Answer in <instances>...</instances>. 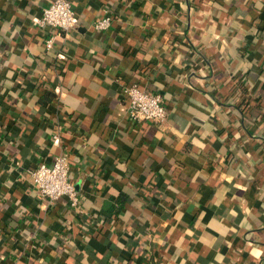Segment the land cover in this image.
Instances as JSON below:
<instances>
[{
	"label": "crops",
	"instance_id": "1",
	"mask_svg": "<svg viewBox=\"0 0 264 264\" xmlns=\"http://www.w3.org/2000/svg\"><path fill=\"white\" fill-rule=\"evenodd\" d=\"M50 2L0 0V264H264V0H71L78 25L48 48ZM132 83L164 95V123L129 117ZM63 148L85 209L129 196L67 256L78 217L31 174Z\"/></svg>",
	"mask_w": 264,
	"mask_h": 264
},
{
	"label": "built area",
	"instance_id": "2",
	"mask_svg": "<svg viewBox=\"0 0 264 264\" xmlns=\"http://www.w3.org/2000/svg\"><path fill=\"white\" fill-rule=\"evenodd\" d=\"M113 21V16L106 13L97 18L93 26L96 29L105 30L112 25ZM37 23L42 27L50 26L58 30L46 39V45L50 48L54 45L57 35H68L71 30L77 27L78 16L70 0H51L43 8ZM124 90L128 100V115L131 119L137 122L146 120L155 123H164L167 120V105L161 93L146 90L138 83L128 84ZM52 138L54 144L61 145L59 129L53 133ZM70 168L69 152L63 148L54 156L52 162L42 160L31 170L33 186L38 196L47 205H54L62 196H66L70 207L78 218L85 215L90 216L93 211H89L81 205V195ZM90 235V232L85 234L86 238H90Z\"/></svg>",
	"mask_w": 264,
	"mask_h": 264
},
{
	"label": "trees",
	"instance_id": "3",
	"mask_svg": "<svg viewBox=\"0 0 264 264\" xmlns=\"http://www.w3.org/2000/svg\"><path fill=\"white\" fill-rule=\"evenodd\" d=\"M246 78L247 77H243V82L247 83L248 79H246ZM2 100H3V96L0 93V105L3 103ZM56 100H59L58 95L53 90L49 89L44 94L39 96L38 101L43 107H46L50 102H53ZM261 103H263V101L261 99V95L257 94L256 98H254L253 101L250 102V104L248 103L246 105V107L243 108L244 110H242V111L243 112L246 111L247 112L246 114H248L249 112L252 111L254 106H259V105H261ZM261 115H264V113H262ZM18 140H21V139H18ZM12 143H14V142L12 141ZM148 188H149V186H148ZM128 198H129V196L126 193H120L119 196L113 198L112 202L110 203V205L108 207L109 211L111 212L110 216H106V215L102 214V211L99 208L95 207L96 210H94L90 216L85 215V216H82L81 218H73L71 220L72 222L71 221L70 222L74 224V225L72 224V226H73V231L75 232L74 233L75 235H74V237L70 236V240L62 241V243L59 244V246H58L57 252L59 254L62 253V255L67 256V254H71L74 251H81V249H84L81 246L76 245V239H77V233H79L85 229H90L92 231V237L95 238V237H99L102 234V232L104 231V226L106 224L112 225L114 227L115 226L118 227L119 221H117L116 218L119 216L120 211L124 207ZM66 199H68L66 196H62L58 201H64ZM80 201H81V205L85 208L86 205H85L82 197H81ZM89 211H91V210H89ZM70 229H72V228H70ZM117 230H119V229L117 228ZM64 231L65 232L63 233V235L66 236V228L64 229ZM56 235H53L52 240H56V239L58 240V238L60 239V237L56 236ZM116 235H117L116 233L115 234L113 233L111 235V239H110L111 242L110 243L113 246H116V237H117ZM0 239H2L1 235H0ZM2 246L0 245V258H13L14 255H16V254H11L9 249H6V252H5L4 247H2ZM30 258H31L30 259L31 261L29 260V263L33 264L34 257H30ZM129 260H131L130 264H135V260H133L132 257L127 258L125 262H128Z\"/></svg>",
	"mask_w": 264,
	"mask_h": 264
}]
</instances>
